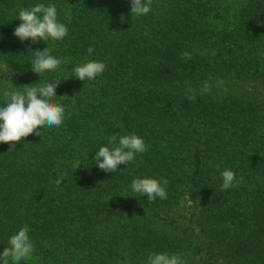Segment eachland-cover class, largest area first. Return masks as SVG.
<instances>
[{
	"label": "trees",
	"instance_id": "1",
	"mask_svg": "<svg viewBox=\"0 0 264 264\" xmlns=\"http://www.w3.org/2000/svg\"><path fill=\"white\" fill-rule=\"evenodd\" d=\"M38 3L56 5L69 29L62 40L14 37L19 11ZM47 47L63 63L39 76L32 52ZM89 60L104 73L77 80L72 67ZM0 65L17 88L59 81L52 102L65 108L62 125H46L43 137L10 152L0 144V253L27 225L35 251L19 264H67L69 253L85 264L105 253L119 264H147L155 253L189 264L185 252L202 244L226 264H264V0H152L143 17H132L130 0H0ZM227 81L250 89L227 92ZM206 82L211 91L201 95ZM131 134L147 151L115 173L99 170L96 151ZM224 170L243 182L222 191ZM136 178L167 179V199L133 194ZM186 197L199 208L196 246L152 213Z\"/></svg>",
	"mask_w": 264,
	"mask_h": 264
},
{
	"label": "clouds",
	"instance_id": "2",
	"mask_svg": "<svg viewBox=\"0 0 264 264\" xmlns=\"http://www.w3.org/2000/svg\"><path fill=\"white\" fill-rule=\"evenodd\" d=\"M152 0H130V11L132 17H143L151 10ZM21 21L18 27L14 29L13 35L21 43L31 41L38 44L41 41L48 43L49 38L60 41L68 34V26L57 19V8L55 4L45 6L38 3L30 8L21 9L18 14ZM89 55L94 49L88 48ZM35 59L31 63V71L41 76L46 70H57L63 61L50 54L47 47L43 51L36 50L32 52ZM213 50L212 56H215ZM181 59L190 60L192 58L189 52H182ZM106 69L103 62L89 60L88 62L72 67V72L79 81H92L101 76ZM223 81L217 82V86L223 85ZM61 83L46 82L36 83L34 85H24L22 87H13L14 91H4L3 96L7 98L5 106H0V144H9V151L16 149L17 143H21L23 138L30 135L43 137L45 126L59 127L62 125L65 108L61 103L52 102L56 96V88ZM212 85L206 82L201 89V95L211 91ZM23 89V91H20ZM186 100L195 102L197 96L195 90L188 88L186 90ZM67 95L60 97L63 100ZM109 146L100 147L96 151L93 159L99 170L105 173H115L120 165H127L135 160L137 154L147 151L145 141L136 134L131 135H112L108 138ZM81 164L77 162L75 168L78 169ZM222 184L221 190H228L238 187L242 182L237 179L235 173L230 170L221 172ZM58 180L59 185L62 181ZM102 183V182H101ZM168 180L161 178H136L132 180L131 191L133 194L141 197H147L148 202H154L157 198L167 199L166 186ZM135 197V195L130 196ZM112 199V198H111ZM110 199V200H111ZM30 229L27 225L21 227L18 232L9 238V247H5L0 253V264H19L23 259H30L35 251V245L29 236ZM147 264H183L179 255L168 253L150 254L147 258Z\"/></svg>",
	"mask_w": 264,
	"mask_h": 264
},
{
	"label": "rangeland",
	"instance_id": "3",
	"mask_svg": "<svg viewBox=\"0 0 264 264\" xmlns=\"http://www.w3.org/2000/svg\"><path fill=\"white\" fill-rule=\"evenodd\" d=\"M227 3V1H224V4L222 7H224ZM230 7V6H229ZM232 11H235L236 6L233 5L230 7ZM1 70H4L3 65H0V74L2 73ZM226 82V80H223ZM228 82V81H227ZM229 85L224 87L226 88L225 91H235V92H244V89H250L247 83H240L236 84L235 82H228L226 83ZM11 82L7 79H1L0 78V95L3 96L4 91H14ZM17 88V87H16ZM146 211H149L146 210ZM153 215L156 216V220L158 221V226H164V230L169 231H187L189 237L187 238L188 241H190L195 246L198 245L202 240V233H201V226L199 225V220L197 216L199 215V208L196 207L195 204H193L187 197L180 200L177 204H175L171 208L163 209L161 211H152ZM122 221L133 223L134 221L129 220L128 218H124ZM111 222L107 221L101 227L102 230L109 227L110 229ZM166 226V229H165ZM108 229V231H109ZM108 231L106 233H108ZM181 237L184 238L185 234H181ZM117 239V237H116ZM186 241L187 243H190ZM186 254L189 255V260L191 261L189 264H226L225 262L221 260H216V258L213 256V254L206 248V245L202 244L198 249L196 247L194 248V251H186ZM107 257H102V260L98 259V256L92 255L91 257L95 259L93 262H90L91 264H119L118 260L116 258H110L109 253H105ZM65 259H70V261L67 264H85L82 261H76L78 258L75 257L74 254L69 253V256H67ZM88 263V264H90Z\"/></svg>",
	"mask_w": 264,
	"mask_h": 264
}]
</instances>
